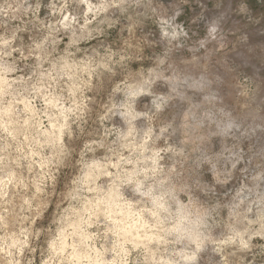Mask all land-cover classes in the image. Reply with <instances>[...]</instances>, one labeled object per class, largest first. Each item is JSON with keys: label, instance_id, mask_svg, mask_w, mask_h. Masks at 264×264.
Instances as JSON below:
<instances>
[{"label": "rangeland", "instance_id": "374dc122", "mask_svg": "<svg viewBox=\"0 0 264 264\" xmlns=\"http://www.w3.org/2000/svg\"><path fill=\"white\" fill-rule=\"evenodd\" d=\"M0 264H264V0H0Z\"/></svg>", "mask_w": 264, "mask_h": 264}, {"label": "bare ground", "instance_id": "6f19581e", "mask_svg": "<svg viewBox=\"0 0 264 264\" xmlns=\"http://www.w3.org/2000/svg\"><path fill=\"white\" fill-rule=\"evenodd\" d=\"M4 114H5V113H4ZM125 232H126V233H127V232H131V231L129 230V227H128V229H126V231H125Z\"/></svg>", "mask_w": 264, "mask_h": 264}]
</instances>
